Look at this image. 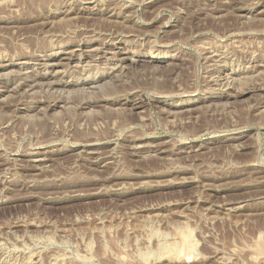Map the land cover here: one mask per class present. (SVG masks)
I'll return each instance as SVG.
<instances>
[{"label":"rangeland","instance_id":"obj_1","mask_svg":"<svg viewBox=\"0 0 264 264\" xmlns=\"http://www.w3.org/2000/svg\"><path fill=\"white\" fill-rule=\"evenodd\" d=\"M0 264H264V0H0Z\"/></svg>","mask_w":264,"mask_h":264},{"label":"bare ground","instance_id":"obj_2","mask_svg":"<svg viewBox=\"0 0 264 264\" xmlns=\"http://www.w3.org/2000/svg\"><path fill=\"white\" fill-rule=\"evenodd\" d=\"M74 4V3H73ZM134 4V3H133ZM113 6V5H112ZM121 7V6H120ZM127 8V7H126ZM73 9V8H72ZM126 12H128V11H126ZM136 13V12H135ZM112 14H113V12H112ZM128 14V13H127ZM133 14V13H132ZM111 15V14H110ZM117 15V14H116ZM78 17V16H77ZM45 18V17H44ZM70 18V17H69ZM133 18V17H132ZM62 19V18H61ZM65 19V18H64ZM72 19V18H71ZM46 20V19H45ZM57 20V19H56ZM111 21V20H110ZM56 22V21H55ZM60 22V21H59ZM58 22V23H59ZM44 23V22H43ZM47 23V22H46ZM133 24V23H132ZM103 31V30H102ZM97 32V31H96ZM118 32H120V31H118ZM101 33V32H100ZM103 34V33H102ZM110 34V33H109ZM113 34H115V33H113ZM122 34V33H121ZM120 34V35H121ZM96 36V35H95ZM96 38V37H95ZM93 40V39H92ZM115 40V39H114ZM108 42V41H107ZM112 43V42H111ZM114 43V42H113ZM169 44V43H168ZM166 45V44H165ZM71 52H73V51H71ZM103 53V52H102ZM225 55V54H224ZM104 56V55H103ZM113 56V55H112ZM117 56V55H116ZM30 57V56H29ZM112 58V57H111ZM120 58V57H119ZM156 58V60H158V61H161V60H163L164 58H162V57H155ZM173 58V57H172ZM116 59V58H115ZM205 59V58H204ZM217 59V58H216ZM215 59V60H216ZM125 60V59H124ZM206 60V59H205ZM120 61V60H119ZM224 61V60H223ZM226 61V60H225ZM24 62H26V61H24ZM117 63V62H116ZM27 64V63H26ZM29 64V63H28ZM60 64V63H59ZM67 64V63H66ZM95 64V63H94ZM200 64V63H199ZM54 65V64H53ZM220 65V64H219ZM24 66V65H23ZM42 66V65H41ZM66 67V66H65ZM76 67H77V65H76ZM116 67V66H115ZM83 68V67H82ZM94 68V67H93ZM21 69V68H20ZM114 69V68H113ZM119 69V68H118ZM122 69H124L123 67H122ZM250 69V68H249ZM64 70V69H63ZM85 70V69H84ZM22 71V70H21ZM135 71V70H134ZM138 71V70H137ZM12 72H14V71H12ZM28 72V71H27ZM59 72V71H58ZM78 72V71H77ZM100 72V71H99ZM107 72V71H106ZM212 72V71H211ZM253 72V71H252ZM20 73V72H19ZM5 74V73H4ZM83 74V73H82ZM18 75V74H17ZM29 75V74H28ZM88 75H89V73H88ZM109 75V74H108ZM119 75H121V74H119ZM8 75L6 74V76L5 77H7ZM38 76V75H37ZM46 76V75H45ZM83 76V75H82ZM85 76V75H84ZM117 76V75H116ZM35 77V76H34ZM105 77V76H104ZM30 78H32L33 79V77H31L30 76ZM30 78H29V80H30ZM57 78V77H56ZM122 78V77H121ZM126 78V77H125ZM222 78V77H221ZM226 78V77H225ZM238 78V77H237ZM244 78V77H243ZM21 79V78H20ZM120 79V78H119ZM15 80V79H14ZM23 80V79H22ZM26 80V79H25ZM106 80V79H105ZM125 80H127V78L125 79ZM246 80V79H245ZM35 81H37V79L35 80ZM54 81V80H53ZM99 81V80H98ZM224 81V80H223ZM17 82V81H16ZM28 81H26V82H24V84L25 83H27ZM34 82V81H33ZM49 82H51V81H49ZM12 83V82H11ZM60 84H61V82H59ZM69 83H71V82H69ZM76 83V82H75ZM96 83V81L94 82V81H88V82H86V84H83V85H89V86H92V85H94ZM104 83V82H103ZM222 83V82H221ZM221 83H219V84H221ZM245 83V82H244ZM16 84V83H15ZM31 84H33V83H31ZM35 84V83H34ZM33 84V85H34ZM213 84V83H212ZM229 84V83H228ZM21 85V84H20ZM19 85V86H20ZM29 85V84H28ZM35 85H37V84H35ZM34 85V86H35ZM45 85V84H44ZM52 85V84H51ZM65 85H67V84H65ZM64 85V86H65ZM129 85V84H128ZM242 85V84H241ZM18 85H16V87H17ZM23 86V85H22ZM50 86V85H49ZM96 86V85H95ZM95 86H93V87H95ZM245 86H248V85H245ZM30 87V86H29ZM32 87V86H31ZM30 87V88H31ZM84 87V86H83ZM87 87V86H86ZM85 87V88H86ZM134 87V86H133ZM226 87H228V86H226ZM36 87H34V89H35ZM51 88V87H50ZM54 88V87H53ZM56 88V87H55ZM58 88V87H57ZM56 88V89H57ZM65 88V87H64ZM87 88H89V87H87ZM92 88V87H91ZM131 87H129V89H130ZM247 88V87H246ZM263 88V87H262ZM11 89V88H10ZM9 89V90H10ZM17 89V88H16ZM15 89V90H16ZM28 90H29V88H27ZM26 89V90H27ZM39 90H40V88H38ZM68 89V88H67ZM66 89V90H67ZM90 89V88H89ZM240 89V88H239ZM250 89V88H249ZM13 90V89H12ZM15 90H14V93H15ZM25 90V89H24ZM39 90H38V92H39ZM59 90H61V88H59ZM65 90V89H64ZM74 90V89H73ZM119 90V89H118ZM218 90H220V89H218ZM70 90H68V92H69ZM21 92V88L19 89H17V93H20ZM46 92H47V90H46ZM48 92H49V90H48ZM52 92H53V90H52ZM176 92H178V91H176ZM179 92H182V90H179ZM228 92H229V90H228ZM251 92V90H248V89H242L241 88V90L240 91H238V89H237V92L235 93V94H228V96L225 98V99H228V98H234V99H237V100H239V99H242L246 94H249ZM22 93V92H21ZM42 93V92H41ZM57 93V92H56ZM121 93V92H120ZM172 94V93H171ZM40 95V94H39ZM158 95V94H157ZM16 96V95H15ZM24 96V95H23ZM89 96V95H88ZM99 96V95H98ZM29 97V96H28ZM42 97V96H41ZM91 97H93V96H91ZM90 97V98H91ZM97 97V96H96ZM7 98V97H6ZM43 98V97H42ZM105 98V97H104ZM103 98V99H104ZM195 98V97H194ZM20 99V98H19ZM92 99V98H91ZM55 100V99H54ZM116 101V100H115ZM126 103H125V106H127V108L129 107L130 109V111H132V112H134V111H138V110H141V109H143L144 108V104H145V102L141 99V98H139V99H132V98H128V99H126ZM149 101V100H148ZM54 102V101H53ZM67 102V101H66ZM90 102V101H89ZM96 102V101H95ZM43 103V102H42ZM113 103H119L118 101H116V102H114L113 101ZM121 103V102H120ZM190 103V102H189ZM195 103V102H194ZM111 104H112V102H111ZM10 105V104H9ZM42 109V108H41ZM125 109V108H124ZM199 109V108H198ZM22 110V109H21ZM27 110V109H26ZM43 110V109H42ZM116 110H118V109H116ZM120 110V109H119ZM190 110V109H189ZM46 111V110H45ZM191 111H193V110H191ZM197 110H195V112H196ZM41 112V111H40ZM144 112V111H143ZM186 112V111H185ZM190 113V112H189ZM192 114H193V112H191ZM170 114V113H169ZM182 114V113H181ZM196 114V113H195ZM26 115V114H25ZM179 115V114H178ZM191 114H189V116H190ZM25 117V116H24ZM32 117V116H31ZM142 118V117H141ZM176 118V117H175ZM190 118H192V117H190ZM145 119V118H144ZM172 122H174V121H172ZM181 123H183V122H181ZM189 123V122H188ZM182 125V124H181ZM173 126V125H172ZM129 134V133H128ZM108 141H110V140H108ZM138 141V140H137ZM184 141H185V139H184ZM95 142V141H94ZM100 142V141H99ZM107 142V141H106ZM128 142V141H127ZM138 146V145H137ZM144 146V145H143ZM142 147V146H141ZM133 148V147H132ZM136 150V149H135ZM162 150V149H161ZM163 152V151H162ZM92 153V152H91ZM96 153V152H95ZM91 155V154H90ZM108 157V156H107ZM103 158V157H102ZM101 160V159H100ZM99 160V161H100ZM103 160V159H102ZM10 164V163H9ZM42 167V166H41ZM44 167V166H43ZM29 169V168H28ZM38 169V168H37ZM27 170V169H26ZM139 174V173H138ZM145 176V175H144ZM134 177V176H133ZM135 178V177H134ZM33 180V179H32ZM32 182V181H31ZM6 202V201H5ZM3 204V203H2ZM229 210V209H228ZM237 210H238V208H237ZM233 212V211H232ZM189 233V232H188ZM190 234V233H189ZM185 235V234H184ZM183 235V237H185ZM188 237H190V235H188ZM191 240V239H190ZM191 241H189V240H187V238L185 237V239H184V241H183V249H186V250H188L187 251V253H189V255L191 254V252H193L192 250H193V248H194V246H195V243L192 245L191 243H190ZM171 248V247H170ZM170 248H167L168 250V252L167 251H165L166 253H168V254H175L176 252H177V254H179L180 252V250H178V251H174V250H176L177 248L175 247H172V248H174V250L173 249H170ZM182 250V249H181ZM179 252V253H178ZM182 252H183V250H182ZM165 253V254H166ZM194 254V253H193ZM192 254V255H193ZM181 254H179L178 256H180ZM195 255V254H194ZM169 257V256H168ZM174 257V256H173ZM175 257H177L176 256V254H175ZM182 257V256H181ZM180 258V257H179ZM178 258V259H179ZM171 259H173V258H171Z\"/></svg>","mask_w":264,"mask_h":264}]
</instances>
